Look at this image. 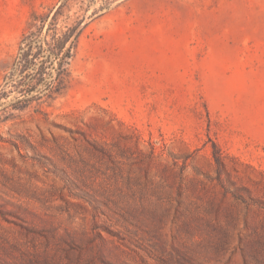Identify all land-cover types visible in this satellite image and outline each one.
I'll list each match as a JSON object with an SVG mask.
<instances>
[{
  "label": "rangeland",
  "instance_id": "obj_1",
  "mask_svg": "<svg viewBox=\"0 0 264 264\" xmlns=\"http://www.w3.org/2000/svg\"><path fill=\"white\" fill-rule=\"evenodd\" d=\"M58 1L0 0V264H264V0H70L104 13L25 105Z\"/></svg>",
  "mask_w": 264,
  "mask_h": 264
},
{
  "label": "trees",
  "instance_id": "obj_2",
  "mask_svg": "<svg viewBox=\"0 0 264 264\" xmlns=\"http://www.w3.org/2000/svg\"><path fill=\"white\" fill-rule=\"evenodd\" d=\"M69 2L59 0L48 12H35L30 26L22 34L19 53L4 80L5 85L20 88L19 92L25 97L19 100L25 105L42 99L59 87L85 30L104 13V7H100L89 16L80 15L59 26ZM17 75L19 80L15 78ZM2 95L8 93L4 91Z\"/></svg>",
  "mask_w": 264,
  "mask_h": 264
}]
</instances>
